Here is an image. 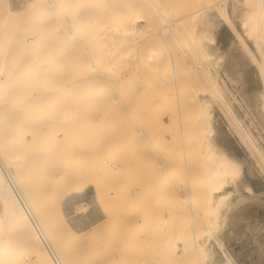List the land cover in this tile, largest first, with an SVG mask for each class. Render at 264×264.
<instances>
[{"label":"bare ground","instance_id":"6f19581e","mask_svg":"<svg viewBox=\"0 0 264 264\" xmlns=\"http://www.w3.org/2000/svg\"><path fill=\"white\" fill-rule=\"evenodd\" d=\"M186 1L183 12L171 0H0V264H123L125 240L119 230L81 247L71 242L59 204L83 192L92 179L64 157L81 150V122L105 106L103 99L114 86L107 71L123 63V56L118 59L123 52H111L108 44L116 48L132 32L149 30L165 43L169 34L176 38L177 25L184 21L190 27L188 60L201 71L209 91L200 100V115L208 126L203 148L210 191L201 221L193 206L173 208L175 201L193 200L191 181L174 171L168 175L172 212L178 210L171 216L181 214L171 217L176 221L171 224V264L198 259L200 264H264V183L254 192L250 185L254 177L264 182V0ZM223 11L237 17L234 34L216 21V12ZM153 15L160 18L158 25L144 30L140 18ZM213 29L228 50L235 83L229 101L212 78V52L204 45ZM111 100L114 106L122 103L118 96ZM241 145L256 159L245 171L241 164L249 161ZM97 184L104 213L109 212L106 177ZM186 208L193 221H204L190 241L185 233L191 227L181 226L189 219ZM112 214L120 226L119 210Z\"/></svg>","mask_w":264,"mask_h":264},{"label":"rangeland","instance_id":"374dc122","mask_svg":"<svg viewBox=\"0 0 264 264\" xmlns=\"http://www.w3.org/2000/svg\"><path fill=\"white\" fill-rule=\"evenodd\" d=\"M171 4L176 9L182 7L180 10L183 12L187 9L186 0H171ZM166 16L171 17V14ZM140 20H143L142 26L146 30L158 25L160 18L153 15ZM216 21L226 33L234 34L235 30H239L237 17L224 11L216 12ZM149 31L148 34L132 32L116 48L108 44L111 52L118 49L123 52L118 55V59L123 56V60H120L123 63L117 64L115 69L110 65L107 71L108 81L114 85L112 89L115 92L110 88L103 99L105 106L96 110L93 118H83V146L80 151L64 157L68 165L71 164L81 175L89 176L93 183L83 192L73 194L71 200L59 204L61 222L73 235L71 242L81 247L88 239L100 234L104 236L111 231H120L125 240L122 247L123 264H171V224L176 222L171 220L181 216L174 214L176 217H172L174 211L180 209L177 204L182 205L183 209L191 206L197 208L196 213H201V217L195 216L201 221L204 220V212L208 213L204 209H207L205 205H208L210 189L207 191L203 148V137L208 132V126L201 119L200 100L209 91L201 71L191 67L186 54L189 23L184 21L178 24L176 38L169 34L165 43L156 32ZM218 31H210L204 45L212 52V78L229 101V92L235 83L230 79L226 62L228 50L223 44L224 40H220ZM114 96L120 97V105H112L111 98ZM214 110L221 117L226 115L215 103ZM96 116L99 117L94 118ZM227 129L230 130L228 124ZM241 147L243 158L249 161L241 164L244 170L256 159L246 153L249 151L247 148ZM159 161H163L164 165L159 166ZM172 171L177 177L191 181L193 200L187 198L179 203L175 201L177 203L173 205L171 178L168 177ZM248 173L254 174L252 171ZM259 176L263 177L262 172ZM101 177L107 179L109 194L104 206L111 213H104L103 204L96 194ZM263 183L262 179L254 177L250 184L252 192L262 190L259 186ZM245 193L249 192L245 190ZM172 197H175L174 201L176 196ZM172 205L173 208L177 206L178 210L173 209L172 212ZM116 210H119L120 216V226L117 227L112 221V212ZM188 210L189 214L185 212L189 219H185L181 226L185 224L186 227L188 223L187 228L191 227L185 233V239L190 241L192 231L204 225L205 220L199 224L201 221L195 217L197 219L193 221V215V219L189 216L192 212ZM103 239H107V236ZM200 262L202 259L190 264Z\"/></svg>","mask_w":264,"mask_h":264}]
</instances>
